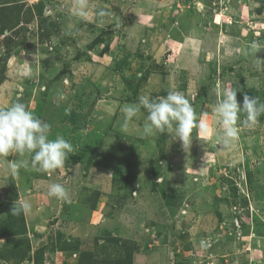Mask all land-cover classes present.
<instances>
[{"label": "rangeland", "instance_id": "obj_1", "mask_svg": "<svg viewBox=\"0 0 264 264\" xmlns=\"http://www.w3.org/2000/svg\"><path fill=\"white\" fill-rule=\"evenodd\" d=\"M76 4L0 0V108L19 97L74 149L50 173L0 157V264H264V114L224 148L212 111L217 83L264 103V0H86L87 19ZM169 90L207 136L145 137L143 109L122 131L123 105Z\"/></svg>", "mask_w": 264, "mask_h": 264}, {"label": "clouds", "instance_id": "obj_2", "mask_svg": "<svg viewBox=\"0 0 264 264\" xmlns=\"http://www.w3.org/2000/svg\"><path fill=\"white\" fill-rule=\"evenodd\" d=\"M77 16L87 19L86 0H77L75 13ZM99 17H104L105 12L100 10ZM237 90L222 87L219 83L215 86L218 97L215 107L212 109L222 129V134L216 137L220 147L228 148L239 138L240 124L253 126L258 117L264 114V103L258 97H243V103L237 100ZM60 99L64 97L60 95ZM142 109L147 113L142 135L154 136L157 133H174L185 147L192 140V130L197 128L207 136L209 132L206 120L198 118L189 98L179 91L169 90L167 95L151 98L149 95L139 96L138 102L125 104L121 108L124 116L122 131H127L130 122L139 118ZM241 113L245 118L241 121ZM51 125L43 119L35 116L32 109L21 102L16 101L7 108H0V157L10 154L29 156L18 163H11L10 170L16 173L18 167L50 173L62 168L69 155L74 153L73 145L63 136L57 135L55 139H49ZM199 138V137H198ZM159 182L160 179H159ZM48 195L65 202L71 203L69 192L61 183H54L49 187ZM32 205L28 200L14 206L16 214H27Z\"/></svg>", "mask_w": 264, "mask_h": 264}, {"label": "trees", "instance_id": "obj_3", "mask_svg": "<svg viewBox=\"0 0 264 264\" xmlns=\"http://www.w3.org/2000/svg\"><path fill=\"white\" fill-rule=\"evenodd\" d=\"M0 7H2V6H0ZM4 9H6V8H4V7H2V8H0V13H3L5 10ZM20 12H18V14H19ZM8 16H10V14H8ZM8 18V17H7ZM4 73L3 72H1L0 73V83L3 81V75ZM125 245V246H124ZM121 247H125V248H128V242L127 241H124V243L122 244V246ZM132 252H133V250H131V251H129V253L127 254V256H123L124 258H127V264H132L131 263V259H132ZM90 264H93V263H90Z\"/></svg>", "mask_w": 264, "mask_h": 264}]
</instances>
